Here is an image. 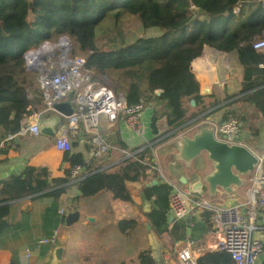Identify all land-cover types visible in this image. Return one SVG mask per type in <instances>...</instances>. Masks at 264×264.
<instances>
[{
	"label": "trees",
	"instance_id": "trees-1",
	"mask_svg": "<svg viewBox=\"0 0 264 264\" xmlns=\"http://www.w3.org/2000/svg\"><path fill=\"white\" fill-rule=\"evenodd\" d=\"M110 14L112 23L106 24L103 32L118 28L128 16L138 17L146 29L157 27L160 31L120 45L100 46L97 28ZM61 35L70 37L74 53L86 57V67L95 77L105 76L128 106L152 107L155 137L136 157L116 166L105 167L108 160L86 162L82 154L67 151L66 177L50 179L46 167L32 166L10 175L0 183V234L10 225L15 201L47 195L58 205L70 185L69 171L75 163L85 167L83 178L74 184L80 191L75 201L109 190L115 199L132 202L129 182H150L159 176L157 170H151L156 164L153 149L177 136L175 129L183 123L222 102L216 98L213 104L188 114L191 99L203 104L192 63L205 46L237 52L243 67L242 87L225 99L241 95L239 99L254 105L264 119V66H260L264 51L253 47L264 38V0H0V141L19 132L26 117L44 105V92L36 73L28 70L24 53ZM197 117L193 122L204 119ZM230 118L243 121L245 116L227 109L222 120ZM76 134L80 135L79 131ZM116 145L129 150L122 143ZM143 192L157 206L148 214L153 229L158 234L168 231L171 185L159 182L145 186ZM76 207L73 203L72 208ZM134 225V221L122 220L119 228L127 232ZM138 260L139 264H157L149 248L140 249ZM9 264L20 263L12 259ZM198 264L235 262L229 253L214 250L199 257Z\"/></svg>",
	"mask_w": 264,
	"mask_h": 264
},
{
	"label": "crops",
	"instance_id": "crops-1",
	"mask_svg": "<svg viewBox=\"0 0 264 264\" xmlns=\"http://www.w3.org/2000/svg\"><path fill=\"white\" fill-rule=\"evenodd\" d=\"M192 70L200 83L203 104L191 105L190 101L187 102V106L190 105L188 114L197 112L204 105L213 104L218 98L221 103L199 115H203V120L218 125L225 110L232 109L239 112L245 116V119L241 121L237 140L263 157L264 119L261 113L254 105L240 100L241 95L225 99L226 95L237 93L242 87L243 67L239 63L237 52H224L205 46L203 53L194 59ZM204 89L207 90L203 92ZM228 103L231 105L225 106ZM220 107L223 108L218 110ZM38 111H33L27 116L23 125L30 120L33 121V115ZM47 114L46 116H51L56 113ZM152 115V107H144L137 130L126 125V115L123 112L114 121L106 116L101 117L100 128L107 140L114 133L117 144L122 143L129 150L142 148L151 145L155 137L151 127ZM194 118L182 124L187 125L179 134L194 125ZM160 129L161 131L165 129L163 122L160 123ZM59 130L60 126L57 133ZM56 136L17 132L12 137L9 135L2 139L0 183L10 175L22 173L27 166L46 167L50 179L66 177L68 163L64 161L65 152L56 147ZM68 136L72 144V149L68 152L82 154L86 162L92 159L99 162L108 160L109 163L105 167H111L125 160L123 149L117 145H114L103 158H98L96 147L89 135L81 136L76 132H70ZM172 140L173 138L158 144L153 149L155 161L162 171L157 178H154L158 179V183L167 179L178 184L181 176L186 175L194 179L200 173L212 169L205 153L193 161L190 169L186 168L183 162L173 159L172 154L175 149L170 146ZM148 183L129 182L132 202L115 199L109 190H102L94 196L75 201L80 191L71 182L67 191L59 198L58 205H55L52 196L47 195L28 196L15 201L9 218L10 225L0 234V264H9L12 259L25 264L27 253L31 254V263L48 264L53 258V245H39L37 241L41 237L53 235L55 229L59 230L56 244L64 249L59 264H139L138 253L142 248L151 250L157 264H164L168 259L169 263L174 264L177 261V251L188 239L194 241L193 250L198 258L214 251L211 235L213 218L208 211L182 220L170 221L168 231L162 234H158L153 229L148 214L154 209L152 205L155 203L152 200L148 202L143 192V188ZM248 187L249 184L239 190L237 195L225 196L220 192L216 200L224 204L241 201L246 197ZM73 203L81 212L80 221L67 226L65 217L71 210H75L72 208ZM62 210L65 215L61 214ZM89 217L92 220H89ZM187 218L190 220L188 221ZM122 220L134 221L136 225L127 232L122 231L119 228ZM263 223L264 209L258 211L256 221L259 227L263 226ZM256 232L264 234V228Z\"/></svg>",
	"mask_w": 264,
	"mask_h": 264
},
{
	"label": "built area",
	"instance_id": "built-area-1",
	"mask_svg": "<svg viewBox=\"0 0 264 264\" xmlns=\"http://www.w3.org/2000/svg\"><path fill=\"white\" fill-rule=\"evenodd\" d=\"M259 1V0H256ZM257 51H264V38L253 44ZM28 70L36 73V81L44 92L43 108L34 113L33 121L21 126L19 133L39 135L41 114L56 113L63 121L56 134L57 149L67 152L72 149L68 133L77 132L83 128L94 146L96 155L103 158L114 145L104 137L101 128V117L106 116L111 121L117 119L123 112L126 115V125L137 130L142 104L128 106L122 96L112 90L105 76H96L86 67V57L76 55L73 42L67 35H61L57 40H46L37 47H32L24 53ZM261 67L264 64H260ZM72 93L73 112L68 115L58 113L53 104ZM210 123L207 120L194 122L193 126L180 134H188L202 124ZM241 121L238 118L222 120L217 125L218 137L228 142L240 143L236 136L239 133ZM12 137V135H10ZM0 143V153H1ZM142 148L134 151L124 150L125 159L136 157ZM84 165L75 163L69 171V179L75 184L83 178ZM151 170L161 174V168L151 165ZM263 170V171H262ZM165 182L171 185L169 195V218L173 221L185 219L191 215H198L204 211L212 214L213 226L211 235L215 250L224 251L231 255L235 264H264L260 256L264 255V242L255 236V231L263 226L256 224L258 211L264 209V165L248 178V191L241 201L224 204L207 195H200L191 191L188 186L179 185L170 180ZM65 215L64 211H61ZM59 230L55 229L53 235L41 237L38 244L54 245L57 243ZM194 241L188 239L177 251V261L174 264H198V257L193 250ZM31 254L27 253L25 264L30 262ZM164 264H171L166 260Z\"/></svg>",
	"mask_w": 264,
	"mask_h": 264
},
{
	"label": "water",
	"instance_id": "water-1",
	"mask_svg": "<svg viewBox=\"0 0 264 264\" xmlns=\"http://www.w3.org/2000/svg\"><path fill=\"white\" fill-rule=\"evenodd\" d=\"M196 10L202 11L195 7ZM204 89L203 92H205ZM162 90H158L161 93ZM191 105H195V99L190 100ZM55 110L65 116L73 112L72 93L62 100L53 104ZM199 115L196 119L201 118ZM40 133L48 137H55L63 118L59 114L46 116L41 114ZM221 123V121H220ZM187 124L175 129L180 132ZM81 136L86 135L83 128H79ZM111 145H116V135L113 133L108 137ZM170 146L175 149L172 154L173 159L181 161L186 168L192 167L193 161L206 154V159L210 161L212 169L209 172H202L200 175L190 179L184 175L179 178V185L188 186L192 192L207 195L216 199L221 192L223 195H237L238 191L248 185V178L256 168L261 169L264 165V157L259 156L253 149L243 143L228 142L218 137L217 124L206 123L199 125L188 134H178L173 137ZM263 171V170H262ZM158 183V179H153L147 185ZM146 198V197H145ZM149 202V200H148ZM151 204V203H150ZM157 207L155 204L152 205ZM81 212L78 209L71 210L65 217V224L71 226L80 221ZM262 219V217H260ZM89 220H92L89 217ZM189 221L190 218H187ZM173 221V218H169ZM149 227V225H147ZM64 249L58 244L53 245V258L48 264H59L62 260ZM261 261L264 255L260 256Z\"/></svg>",
	"mask_w": 264,
	"mask_h": 264
},
{
	"label": "rangeland",
	"instance_id": "rangeland-1",
	"mask_svg": "<svg viewBox=\"0 0 264 264\" xmlns=\"http://www.w3.org/2000/svg\"><path fill=\"white\" fill-rule=\"evenodd\" d=\"M112 19H113V16L110 14V16L106 20L103 21L104 22L103 25H99L97 28L98 33H99L98 45L100 46L110 47L114 45H120L123 43L130 42L139 36L155 35V34H158L160 31V29L157 27H151V28L146 29L142 26L138 17L128 16L127 18L123 20V22L118 28H115L109 31L106 30L105 32H103V30L105 29V25L109 24L112 21ZM107 82L109 81L107 80ZM256 236L260 237L264 242L263 233L256 232Z\"/></svg>",
	"mask_w": 264,
	"mask_h": 264
}]
</instances>
